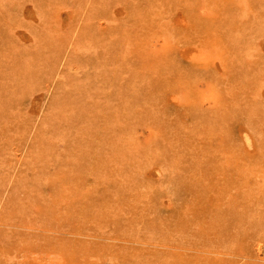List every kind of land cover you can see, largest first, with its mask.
<instances>
[{
	"label": "rangeland",
	"instance_id": "rangeland-1",
	"mask_svg": "<svg viewBox=\"0 0 264 264\" xmlns=\"http://www.w3.org/2000/svg\"><path fill=\"white\" fill-rule=\"evenodd\" d=\"M0 264H264V0H0Z\"/></svg>",
	"mask_w": 264,
	"mask_h": 264
}]
</instances>
